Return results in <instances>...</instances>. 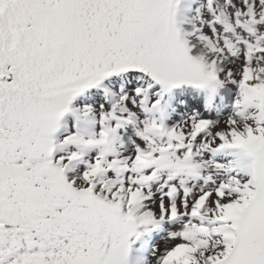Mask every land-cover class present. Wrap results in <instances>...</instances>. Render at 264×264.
Masks as SVG:
<instances>
[{
    "label": "snow or ice",
    "instance_id": "6c2138e0",
    "mask_svg": "<svg viewBox=\"0 0 264 264\" xmlns=\"http://www.w3.org/2000/svg\"><path fill=\"white\" fill-rule=\"evenodd\" d=\"M0 264H264V0H0Z\"/></svg>",
    "mask_w": 264,
    "mask_h": 264
}]
</instances>
